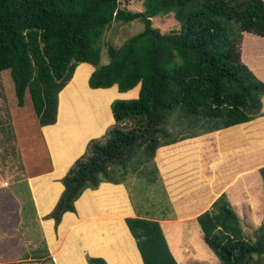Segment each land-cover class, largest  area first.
<instances>
[{
  "label": "trees",
  "instance_id": "trees-1",
  "mask_svg": "<svg viewBox=\"0 0 264 264\" xmlns=\"http://www.w3.org/2000/svg\"><path fill=\"white\" fill-rule=\"evenodd\" d=\"M139 1L142 12L120 9L118 0H0V75L27 176L51 170L41 127L57 125L65 90L74 86L80 66L94 68L87 92L100 126L111 120L102 89L116 86L126 93L140 86L136 99L112 101L116 126L106 140H91L62 179L64 190L45 217L55 226L65 213H75L74 203L80 216L98 214L77 204L86 190L121 184L131 172L156 177L157 148L262 115L264 83L242 61L241 36L264 38V0ZM170 13L179 31L164 34L153 27L152 18ZM136 20L143 30L119 47H107L108 62L101 65L105 30L113 21ZM78 92L69 105L83 103ZM172 118L179 137L167 130ZM126 122L133 127L124 130ZM259 173L264 185V167ZM196 220L219 264H264V223L248 239L225 194ZM125 223L143 264H178L158 221L134 217ZM107 263L87 257V264Z\"/></svg>",
  "mask_w": 264,
  "mask_h": 264
},
{
  "label": "rangeland",
  "instance_id": "rangeland-1",
  "mask_svg": "<svg viewBox=\"0 0 264 264\" xmlns=\"http://www.w3.org/2000/svg\"><path fill=\"white\" fill-rule=\"evenodd\" d=\"M118 2L119 8L125 11L142 12L144 10L142 1L139 0H118ZM151 21L153 27L159 29L164 34L173 33L180 29V24L174 18L173 13L159 15L152 18ZM142 30L143 24L137 20L128 24L113 21L105 30L100 42L102 48L100 64L103 65L108 62L107 53L105 52L107 47H119L125 40L140 33ZM236 36L237 33H235L234 37ZM241 40L243 54H247L250 50L252 37L242 34ZM91 70L92 67L89 65L79 67L78 74L76 73L75 80L73 79L72 81H75L74 86L69 88L71 86L69 85L65 90L67 91L64 99L66 103L63 106L61 102L57 125L53 127L45 126L46 128L41 127V132L44 134L57 166L54 173L55 176H58L57 182L62 183V179L72 168L75 161L83 156L86 146L91 140H106L107 132L116 126L115 121L112 122V119L105 126H100L97 121L87 92V80ZM4 84L5 81L2 75H0V148L8 151L9 146L11 148L9 151L11 158L7 161L1 154L0 169L1 172L6 173L7 178L9 176L10 178L13 176L20 178L23 162L18 146L16 151L14 149V140L11 133L12 122L4 96ZM78 91L81 92L84 98L83 103L77 104L75 102L69 105L67 101L74 99L76 97L75 94L79 95ZM102 91L109 106L113 99L122 95L115 87L102 89ZM126 96L133 97L135 93H127ZM176 125L177 123L172 118L167 126V130L172 135L179 137L181 133L177 128H174ZM132 127L133 122H126L122 125L124 130H129ZM4 159L5 163L1 167V162ZM50 163L49 167L51 166V170H49V173H52L51 158ZM13 164L16 170L13 168ZM69 166L70 168H68ZM134 176L135 173L131 172L127 176L126 182L121 183L128 191V194H126L128 200H126L122 187L111 184H100L96 190H91L93 192H89V190L84 191L82 193L83 196H80L82 198H79L77 201L80 208L89 207L90 210L96 209L98 211L96 216L86 218L83 214L84 212L80 216L75 204V213L63 215L57 226H55L53 220L45 219V217L56 205L54 203L60 192L59 187H50L45 197L41 193L39 194L42 212H47L54 205L50 212L39 218L37 217L33 203L30 201L25 185L22 186L24 189H22L21 185H18V192H23L26 196L23 215H27V217H23L22 219L20 234L27 233L28 239L32 241V245L26 249H11L7 256L9 258H16V260L7 261L3 256H0V264H83L84 253L87 256L102 257L108 264H141L133 240L123 222V219L125 221L126 218H133L129 216L131 215V211L128 205H132L135 213L148 214L154 217H157L160 212L166 214L167 211L163 198L159 195L160 191H155L144 180H133ZM112 177L113 180H119L116 175H112ZM156 177L152 179L155 180ZM261 182L259 180V184ZM13 188L11 187V189ZM127 201L130 203L127 204ZM255 206L259 207V205ZM241 208L243 211L239 219L244 225L245 235L248 239L254 240L257 236L255 231L264 223V213L260 215V210L257 209L254 211L255 214L251 215L253 209L248 213L244 205ZM64 216L65 219L62 223ZM21 218L22 216H20V221ZM189 224H192L193 227ZM187 225L188 227L182 231L183 233L177 232L172 237L168 234L169 241L171 244H174L177 249L176 251H178L180 245H185L183 256H186V261H184V264H219L216 256L204 243L199 224L192 221L187 223ZM48 246L51 251H49ZM24 253H27V256L20 257Z\"/></svg>",
  "mask_w": 264,
  "mask_h": 264
},
{
  "label": "crops",
  "instance_id": "crops-1",
  "mask_svg": "<svg viewBox=\"0 0 264 264\" xmlns=\"http://www.w3.org/2000/svg\"><path fill=\"white\" fill-rule=\"evenodd\" d=\"M250 36L252 37L250 50L247 54H243L242 49V61L264 83V38ZM93 70L94 68L92 67L91 73ZM113 87L117 90L116 86ZM139 87L138 85L137 90H135V87L126 93H120L122 95L115 99H136ZM127 93H135V96L127 97ZM109 112L112 122H114L110 106ZM261 112L262 115L255 120L196 137L186 138L156 149L153 162L158 171L155 179L157 181L149 183V185L155 191H160L159 195L163 198L167 213L160 212L157 217L149 216L148 214L142 215L141 213H135L132 205L129 204L131 211L129 216L158 221L169 249L178 264H184V261H186V256H183L185 245H180L178 251H176L174 244L169 241L168 234L172 237L177 232L183 233L182 231L188 227L187 223L192 221L196 223V217L208 210L211 204L222 194L227 196L238 217H241L243 211L241 206L243 205L248 213L253 209L251 215L255 214L254 211L257 209L260 210L259 214L263 215L264 185L262 182L259 184V180L262 181L259 169L264 167V162H262L264 160V95L262 97ZM11 133L16 151V139L14 132L11 131ZM46 147L52 160V173L47 171L36 176H27L22 166L20 178L18 176L11 178L9 176L7 178L6 173L1 172L0 169V256H3L7 261L16 260V258L7 256L11 249H26L32 245L27 233L20 234V225L23 217H25L23 212L25 211L26 196L24 195L25 193L18 192L17 186L21 185L22 187L25 185L30 201L33 203L39 218L50 212L58 197H60V193L64 190L62 183L56 181L58 176H55L54 173L57 166L49 147L47 145ZM10 149L9 146L8 151L0 148V155L2 154L7 161L11 158L9 155ZM5 159L1 162V167L5 163ZM6 165L8 166V164ZM13 168L16 170L14 164ZM153 177L155 176L147 178V180H154L152 179ZM145 179L146 177H140L137 173H135L133 178V180ZM104 184L110 183H102V185ZM54 186L59 187L60 192L54 205L44 213L40 207L39 194L41 193L43 197L47 196L49 188ZM116 186L122 187L126 200H128L126 188L121 184ZM11 187L14 188L11 189ZM22 189L24 188L22 187ZM128 203L130 202L127 201ZM255 205H259V207L257 208ZM20 216H22L21 221ZM123 222L133 240L140 263L143 264L136 242L130 234L124 219ZM189 225L192 226V224ZM49 251H51L50 247ZM24 254L20 257L24 256ZM88 256L84 253L83 264H87Z\"/></svg>",
  "mask_w": 264,
  "mask_h": 264
},
{
  "label": "water",
  "instance_id": "water-1",
  "mask_svg": "<svg viewBox=\"0 0 264 264\" xmlns=\"http://www.w3.org/2000/svg\"><path fill=\"white\" fill-rule=\"evenodd\" d=\"M60 94V93H59ZM58 99H59V95H58ZM56 120H57V118H56ZM74 205H75V203H74Z\"/></svg>",
  "mask_w": 264,
  "mask_h": 264
}]
</instances>
